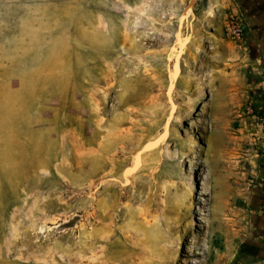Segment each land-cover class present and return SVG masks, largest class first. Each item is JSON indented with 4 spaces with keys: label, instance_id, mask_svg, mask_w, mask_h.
<instances>
[{
    "label": "rangeland",
    "instance_id": "rangeland-1",
    "mask_svg": "<svg viewBox=\"0 0 264 264\" xmlns=\"http://www.w3.org/2000/svg\"><path fill=\"white\" fill-rule=\"evenodd\" d=\"M0 264H264V0H0Z\"/></svg>",
    "mask_w": 264,
    "mask_h": 264
},
{
    "label": "built area",
    "instance_id": "built-area-1",
    "mask_svg": "<svg viewBox=\"0 0 264 264\" xmlns=\"http://www.w3.org/2000/svg\"><path fill=\"white\" fill-rule=\"evenodd\" d=\"M226 30L230 37L234 39H240L244 27L238 19H234L233 17H230L227 22Z\"/></svg>",
    "mask_w": 264,
    "mask_h": 264
},
{
    "label": "bare ground",
    "instance_id": "bare-ground-1",
    "mask_svg": "<svg viewBox=\"0 0 264 264\" xmlns=\"http://www.w3.org/2000/svg\"><path fill=\"white\" fill-rule=\"evenodd\" d=\"M174 67H175V69H174V70H175V73H174L173 76L175 77V76L177 75L176 73H177V71H178V70H177V64H176V63H175V66H174ZM172 82H173V81H172ZM170 85H172V84H170ZM170 87H171V86H170ZM145 147H146V146H145Z\"/></svg>",
    "mask_w": 264,
    "mask_h": 264
}]
</instances>
